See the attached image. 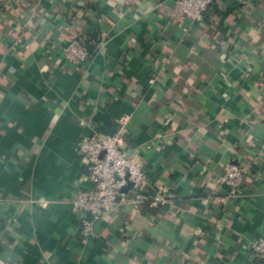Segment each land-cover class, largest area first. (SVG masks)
Returning <instances> with one entry per match:
<instances>
[{
	"label": "crops",
	"instance_id": "obj_1",
	"mask_svg": "<svg viewBox=\"0 0 264 264\" xmlns=\"http://www.w3.org/2000/svg\"><path fill=\"white\" fill-rule=\"evenodd\" d=\"M174 1L0 0V264H264L249 245L264 235V0H216L197 22ZM77 36L94 48L82 64L64 58ZM120 120L170 203L119 197L86 236L79 143ZM229 162L245 169L233 198Z\"/></svg>",
	"mask_w": 264,
	"mask_h": 264
},
{
	"label": "built area",
	"instance_id": "obj_2",
	"mask_svg": "<svg viewBox=\"0 0 264 264\" xmlns=\"http://www.w3.org/2000/svg\"><path fill=\"white\" fill-rule=\"evenodd\" d=\"M216 0H175L172 13L180 19L193 22L202 20L205 12ZM64 58L74 64L88 62L90 55L81 36L71 39L64 47ZM264 83V73L262 75ZM126 121L120 120L112 133L84 135L79 143V152L89 161L92 187L79 190L73 203L81 211V224L84 235L89 236L95 224L104 219L108 211L120 197L136 205L149 202L151 205H167L169 197L161 191L145 188L147 173L139 158L125 149ZM245 169L229 162L217 176V181L226 187L228 198L238 196L243 191ZM132 182V196L123 188ZM88 213L92 217L88 216ZM253 252L264 257V235L249 243Z\"/></svg>",
	"mask_w": 264,
	"mask_h": 264
},
{
	"label": "trees",
	"instance_id": "obj_3",
	"mask_svg": "<svg viewBox=\"0 0 264 264\" xmlns=\"http://www.w3.org/2000/svg\"><path fill=\"white\" fill-rule=\"evenodd\" d=\"M82 37V36H81ZM83 38V41L84 43L86 44L88 50H89V55H90V58L92 57L93 55V52H94V48L93 46L91 45V42L89 41V39L85 38V37H82ZM89 58V59H90Z\"/></svg>",
	"mask_w": 264,
	"mask_h": 264
},
{
	"label": "water",
	"instance_id": "obj_4",
	"mask_svg": "<svg viewBox=\"0 0 264 264\" xmlns=\"http://www.w3.org/2000/svg\"><path fill=\"white\" fill-rule=\"evenodd\" d=\"M132 184H133L132 182H129V184H128L127 186L132 185ZM124 188H126V187H124ZM124 188H123V189H124ZM88 216H89V217H92V215H91L90 213H88Z\"/></svg>",
	"mask_w": 264,
	"mask_h": 264
}]
</instances>
